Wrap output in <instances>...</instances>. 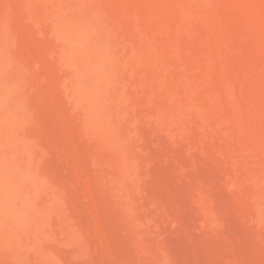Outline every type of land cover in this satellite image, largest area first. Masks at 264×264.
Here are the masks:
<instances>
[{"label":"rangeland","instance_id":"obj_1","mask_svg":"<svg viewBox=\"0 0 264 264\" xmlns=\"http://www.w3.org/2000/svg\"><path fill=\"white\" fill-rule=\"evenodd\" d=\"M0 81V264H264V0H0Z\"/></svg>","mask_w":264,"mask_h":264},{"label":"bare ground","instance_id":"obj_2","mask_svg":"<svg viewBox=\"0 0 264 264\" xmlns=\"http://www.w3.org/2000/svg\"><path fill=\"white\" fill-rule=\"evenodd\" d=\"M64 11V10H63ZM67 12V11H66ZM60 13H62V12H60ZM63 14V13H62ZM61 14V15H62ZM59 15V14H58ZM64 16H65V14H63ZM62 17V16H61ZM67 17V16H66ZM65 18V17H64ZM60 20H64V19H60ZM76 20H78V19H76ZM80 21H82L83 19H79ZM78 20V24L77 25H79L80 23V21ZM66 22H67V19L65 20ZM64 21V22H65ZM69 21H70V19H69ZM68 21V22H69ZM63 22V21H62ZM60 23V22H59ZM70 23H71V21H70ZM75 23H77V22H75ZM66 24V23H65ZM73 24V23H72ZM90 24V23H89ZM64 25V24H63ZM68 25V24H67ZM84 25V24H83ZM83 25H79V26H76V27H73L72 28V30L70 31V33L73 35L72 37L71 36H69L70 38H72V40L70 39L69 41L71 42V44H72V48L74 49V47H78V45H79V47H81V48H83L84 50H86V51H88L90 48H89V37H88V34H89V32L90 33H92L93 32V30H92V32L90 31V28H89V30H88V28L86 27V26H83ZM87 25V24H86ZM66 26V25H65ZM69 26V25H68ZM74 26H75V24H74ZM64 27V26H63ZM60 28V27H59ZM92 28V27H91ZM100 28V27H99ZM104 29V28H103ZM102 29V30H103ZM100 30V29H99ZM95 32H96V30H94ZM104 31V30H103ZM98 33H99V31H97ZM100 32H101V30H100ZM62 33V32H61ZM102 33H105V32H102ZM70 34V35H71ZM96 35H97V33H96ZM106 35L107 34H102V36H104V37H106ZM93 36V35H92ZM78 38V40H74V39H77ZM91 37V36H90ZM110 38V37H109ZM108 39V38H107ZM111 39V38H110ZM68 41V42H69ZM108 41V40H107ZM107 41H105L106 43H104V45H106L107 44ZM109 42V41H108ZM110 45V44H109ZM69 46V45H68ZM103 46V45H102ZM101 47V46H100ZM100 47H98V48H96V50L95 51H91L92 52V54L94 55V61H93V64L97 67V69L100 71V75L96 78V80L97 81H99L100 82V84L98 85V84H96L94 87H91V86H89V84H87V83H84L83 85H82V83H80V81H79V83L82 85V89H79V88H81V85L80 84H78V81H77V84H78V91L80 92L81 90V94L80 95H82L84 98H87V99H89V100H91L92 101V103L94 104V111H93V114H90V115H92L91 117L93 118H91L92 119V121L91 122H93V121H95L94 122V125L95 124H97V126H98V123H99V125H101L100 123H102V121H104L103 119L105 118V117H102V115L98 112V108H100L101 107V105H103V104H100L101 103V100H100V95H101V93H104L105 91H103V90H105L104 88L105 87H107L106 85H108V84H110L111 83V81H113L112 80V73L110 74V72L112 71L110 68L111 67H109L108 66V64H107V62H108V60H109V54L111 53L110 51H109V54L104 50V49H99ZM107 47H109V46H107ZM71 48V47H70ZM80 48V49H81ZM101 48H103V47H101ZM110 49V48H109ZM108 50V49H107ZM111 50V49H110ZM71 56V55H70ZM69 56V57H70ZM112 55H110V59L111 60H113L114 59V57H112ZM108 58V59H107ZM74 59V58H73ZM72 59V60H73ZM107 61V62H106ZM110 61V60H109ZM111 62V61H110ZM116 63H117V59H116ZM115 64V63H114ZM79 65V67L76 65L75 67L78 69V68H81V70L79 71V72H81L82 71V67H81V65L80 64H78ZM76 69V70H77ZM111 71H110V70ZM78 71V70H77ZM78 73V72H77ZM2 76H4L5 77V75L3 74ZM4 77H3V79H4ZM115 77V76H114ZM5 80V79H4ZM7 80L8 79H6V81H5V83L7 82ZM11 80V79H10ZM1 82V81H0ZM2 83H4V81H2ZM4 83V84H5ZM103 84V86H104V88H103V86H101L102 84ZM113 83V82H112ZM4 84H3V86H4ZM7 84V83H6ZM10 84V85H9ZM8 84V86L7 85H5V86H7L6 88L4 87L3 89L2 88H0V99L2 100H0V102H3V100H7V97H9L10 96V94L13 92V91H15L14 89H13V91H12V89H11V86H12V84L11 83H9ZM15 84V83H14ZM76 84V83H75ZM1 85V84H0ZM80 86V87H79ZM1 87V86H0ZM110 87H111V85H110ZM13 88H17V87H14L13 86ZM111 90H112V87H111ZM10 91V92H9ZM12 91V92H11ZM107 92H108V90H106ZM17 92V91H16ZM75 92H77V91H75ZM74 92V93H75ZM78 92V93H79ZM77 93V94H78ZM106 93V92H105ZM13 94V93H12ZM113 95H114V93H113ZM76 96V95H75ZM115 96V95H114ZM118 97H119V94L117 95ZM78 97H80L79 95H78ZM10 98V97H9ZM15 98V97H14ZM14 98H13V100H14ZM116 98V97H115ZM118 99V98H117ZM5 100V101H6ZM12 100V101H13ZM5 101L3 102V103H5ZM11 101V102H12ZM8 102H9V99H8ZM5 104H8L7 103V101H6V103ZM5 104H2L4 107H5ZM13 104H14V102H13ZM20 104V103H19ZM99 105H100V107H99ZM13 106H15V105H13ZM2 106H0V108H1ZM20 108V107H19ZM3 110V109H2ZM100 110V109H99ZM1 111V110H0ZM15 111H17V110H15ZM5 115V114H4ZM6 116V115H5ZM108 122V121H107ZM109 123V122H108ZM104 125V124H103ZM92 126H93V124H92ZM105 126V125H104ZM104 126H103V129H104ZM99 128V127H98ZM100 128H101V126H100ZM100 128H99V130H100ZM108 128H109V125H108ZM95 129H97V127H95ZM107 129V128H106ZM99 130H97V131H99ZM108 130H112V129H108ZM102 131V130H101ZM113 131V130H112ZM112 134V133H111ZM7 138V137H6ZM20 145V144H19ZM18 146V145H17ZM31 149V148H30ZM31 152V151H30ZM3 155V154H2ZM10 157H13V156H10ZM3 158H5V157H3ZM7 158V157H6ZM2 159V158H1ZM10 162V161H9ZM17 162V161H16ZM5 163V162H4ZM16 164V163H15ZM13 165V164H12ZM4 167V166H3ZM2 167V168H3ZM9 167H11L10 165L8 166V168ZM14 167V166H13ZM24 167V166H23ZM6 168V167H5ZM19 169V168H18ZM10 170V169H9ZM24 170H26V169H24ZM7 170H5V172H6ZM8 172V171H7ZM9 173H11L10 171H9ZM9 173H7V174H9ZM12 173H14V171H12ZM11 173V174H12ZM24 173V172H23ZM15 174V173H14ZM5 175H6V173H5ZM30 176H32V174H29ZM28 175V176H29ZM3 176V175H2ZM12 176H14L13 174H12ZM35 176H37V175H35ZM9 177V176H8ZM8 177L6 176V180H7V182H8ZM12 177L10 176V179H11ZM27 178V177H26ZM30 179H31V177H29ZM28 178V179H29ZM35 178V177H34ZM2 179V178H1ZM5 180V179H4ZM9 181H12V180H9ZM5 183V182H4ZM16 183H17V181H16ZM35 183V182H34ZM9 184V183H8ZM10 185V184H9ZM11 185H12V183H11ZM13 185H14V183H13ZM17 185V184H16ZM18 186V185H17ZM16 186L14 185V187H12V189H14ZM19 187V186H18ZM10 188H11V186H10ZM20 188V187H19ZM21 189V188H20ZM43 190H44V188H42ZM50 193V192H49ZM47 194V193H46ZM57 194V193H56ZM55 193H54V195H56ZM49 195V194H48ZM53 195V196H54ZM60 195V194H59ZM26 196V195H25ZM52 196V197H53ZM56 196H58V195H56ZM56 196H54L55 198H56ZM26 197H28L26 200L28 201V203L30 202V203H32L31 204V207H32V205H34V204H36V203H34L33 204V201L35 202V198H33L32 196H31V193H28V196H26ZM25 197V198H26ZM53 197V198H54ZM59 197V199H58V201L59 200H62V199H60V196H58ZM30 201H29V200ZM57 200V199H56ZM51 201H52V199H51ZM61 202V201H60ZM59 202V203H60ZM62 203V202H61ZM39 206L37 205V208H38ZM42 207H44V205L42 206ZM46 207V206H45ZM34 208H35V206H34ZM34 208H33V212H34V214H35V212L36 211H34ZM41 208V207H40ZM52 208V207H51ZM10 209H11V207H10ZM18 209V208H17ZM32 209V208H31ZM30 209V210H31ZM45 209V208H44ZM47 209V208H46ZM14 210V209H13ZM36 210V209H35ZM15 211H17V210H15ZM14 211V212H15ZM46 211H48V209L46 210ZM50 211V210H49ZM20 212H21V210H20ZM52 212H54V211H52ZM18 213V212H17ZM49 214H50V212H48ZM22 214V213H21ZM20 214V215H21ZM24 214V213H23ZM48 214V215H49ZM31 215V214H30ZM46 216V215H45ZM52 216V215H51ZM50 216V217H51ZM40 216H38V218H39ZM43 217V216H42ZM15 219V218H14ZM36 219V218H35ZM45 220H46V218H44ZM38 221H39V219H38ZM41 221V220H40ZM44 223V222H43ZM42 226V225H41ZM71 234H73L72 232H71ZM73 240H74V238H73Z\"/></svg>","mask_w":264,"mask_h":264}]
</instances>
